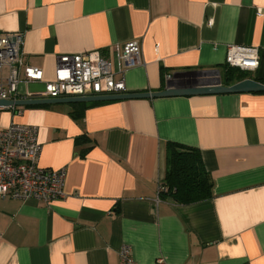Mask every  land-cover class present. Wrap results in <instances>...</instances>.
<instances>
[{
	"label": "crops",
	"instance_id": "1",
	"mask_svg": "<svg viewBox=\"0 0 264 264\" xmlns=\"http://www.w3.org/2000/svg\"><path fill=\"white\" fill-rule=\"evenodd\" d=\"M16 33L45 80L61 55L114 61L132 40L141 63L115 75L130 93L163 91L167 74L180 87L217 76L180 72L221 78L231 45L258 48L247 78L264 80V0H0V34ZM12 122L38 127L39 164L65 170V197L0 198V264H120L125 245L137 264H264V92L0 108V129ZM169 142L200 151L211 198L158 193Z\"/></svg>",
	"mask_w": 264,
	"mask_h": 264
},
{
	"label": "built area",
	"instance_id": "2",
	"mask_svg": "<svg viewBox=\"0 0 264 264\" xmlns=\"http://www.w3.org/2000/svg\"><path fill=\"white\" fill-rule=\"evenodd\" d=\"M23 38L20 33L0 34V68L8 67L7 81L0 82V99L68 98L125 93L123 79L115 75L124 69L141 63L140 42L132 40L115 46V60L93 50L59 56L55 76L44 79L42 68L27 64L22 52ZM226 64L243 71H253L261 64L256 47L228 46ZM172 74H167L170 81ZM44 82V89L37 94L18 95L20 83ZM41 144L38 127L12 122L0 129V198L36 199L45 203L65 197L64 169H51L39 164ZM167 191L160 183L158 193ZM120 264H137L130 246H122ZM154 264H171L158 257Z\"/></svg>",
	"mask_w": 264,
	"mask_h": 264
},
{
	"label": "trees",
	"instance_id": "3",
	"mask_svg": "<svg viewBox=\"0 0 264 264\" xmlns=\"http://www.w3.org/2000/svg\"><path fill=\"white\" fill-rule=\"evenodd\" d=\"M248 77V72L225 64L221 82L231 85ZM255 80H259L256 78ZM264 83V80H260ZM162 195L180 204H190L212 197V181L197 148L169 142L166 147V172Z\"/></svg>",
	"mask_w": 264,
	"mask_h": 264
},
{
	"label": "water",
	"instance_id": "4",
	"mask_svg": "<svg viewBox=\"0 0 264 264\" xmlns=\"http://www.w3.org/2000/svg\"><path fill=\"white\" fill-rule=\"evenodd\" d=\"M194 73L198 76H205L208 74L218 75L215 80H184L181 83H191L190 87H180L175 79L167 82V87L163 91L157 92H125L110 95L98 96H84V97H68V98H28V99H0V108L14 107V106H30L42 104H55V103H76V102H94V101H107L118 99H133V98H148V97H161V96H175V95H199V94H218V93H238V92H264V83L252 78H245L241 81L231 85H223L217 70H199L192 72H180L179 75H186Z\"/></svg>",
	"mask_w": 264,
	"mask_h": 264
},
{
	"label": "rangeland",
	"instance_id": "5",
	"mask_svg": "<svg viewBox=\"0 0 264 264\" xmlns=\"http://www.w3.org/2000/svg\"><path fill=\"white\" fill-rule=\"evenodd\" d=\"M216 78L218 77V75L217 76H215Z\"/></svg>",
	"mask_w": 264,
	"mask_h": 264
}]
</instances>
